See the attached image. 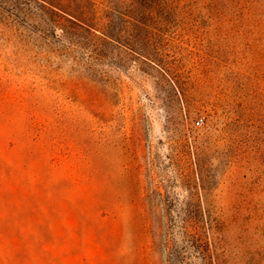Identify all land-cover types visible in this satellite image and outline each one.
<instances>
[{"label":"rangeland","instance_id":"374dc122","mask_svg":"<svg viewBox=\"0 0 264 264\" xmlns=\"http://www.w3.org/2000/svg\"><path fill=\"white\" fill-rule=\"evenodd\" d=\"M0 264H264V0H0Z\"/></svg>","mask_w":264,"mask_h":264},{"label":"built area","instance_id":"2783aa9c","mask_svg":"<svg viewBox=\"0 0 264 264\" xmlns=\"http://www.w3.org/2000/svg\"><path fill=\"white\" fill-rule=\"evenodd\" d=\"M202 122H203L202 119H197L195 123H196L197 125H200Z\"/></svg>","mask_w":264,"mask_h":264}]
</instances>
